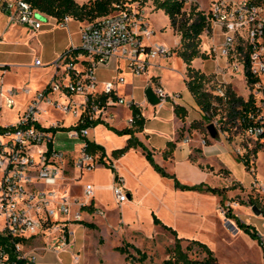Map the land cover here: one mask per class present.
Returning a JSON list of instances; mask_svg holds the SVG:
<instances>
[{
  "label": "built area",
  "instance_id": "2783aa9c",
  "mask_svg": "<svg viewBox=\"0 0 264 264\" xmlns=\"http://www.w3.org/2000/svg\"><path fill=\"white\" fill-rule=\"evenodd\" d=\"M117 7L111 14L82 23L79 46L70 47L60 57L61 73L36 90L17 120L0 131V233L8 238L0 244V264H45L37 252L39 247L33 244L41 242L43 249L54 252L66 250L75 236L72 225L82 222L85 212L105 216V210L92 203V183L84 185L81 196L61 189L68 160L66 151L55 143V133L68 126V135L83 142L94 121L108 122L113 118L114 106H140L134 97L117 95L121 78L105 81L98 92L99 66L117 58L126 61L130 70L139 75L146 71L150 58L173 54L165 43H145L144 38L151 36L153 30L138 8ZM0 10L7 15L9 24H21L31 32L41 29L44 19L53 18L25 0H0ZM206 15L205 32L212 37V51L225 59L221 73L229 69L231 75H242L245 80L244 98L251 105L242 117L245 125L241 132L253 142L237 145L234 150L244 159L249 155L248 170L255 173L251 164L257 151L249 150H264V4L252 0H210ZM70 18L66 15L59 21L54 19L64 27ZM75 49H79L78 54L66 60ZM35 64H41V59L36 58ZM225 84L218 88V93L224 94ZM23 90L27 92L29 88L25 86ZM153 90L160 98L159 104L169 97L162 87ZM18 94V88L5 87L0 81V111L3 107L14 108ZM103 94L107 95L105 100L100 97ZM42 104L47 106L45 111L58 110L73 116V121L66 125L63 118L56 117L50 124H43L39 118ZM86 122L89 125L78 127ZM133 122V116L129 117L128 124ZM214 124L220 132L217 122ZM202 143L207 144L205 138ZM83 144L74 158V168L80 172L100 164L97 155L85 151ZM113 193L118 204L128 200L119 175L114 178ZM232 207L230 202L220 205L218 212L236 231L238 227L228 215ZM261 240L263 243L262 236Z\"/></svg>",
  "mask_w": 264,
  "mask_h": 264
},
{
  "label": "crops",
  "instance_id": "0c3cea01",
  "mask_svg": "<svg viewBox=\"0 0 264 264\" xmlns=\"http://www.w3.org/2000/svg\"><path fill=\"white\" fill-rule=\"evenodd\" d=\"M141 11L153 33L161 28L157 26L156 20L159 15L165 13L164 10L146 7L141 8ZM81 25L82 23L73 17L68 20L64 27L58 26L54 18H47L44 19L41 29L31 32L26 26L21 24H9L7 15L0 10V81L3 82L5 87L13 86L18 88L19 94L17 97L20 95L25 96L24 105H26L36 90L44 87L53 77L61 73L62 60L60 57L70 47L79 46ZM164 28L168 29L172 34L173 40L171 42L159 35L156 39L153 36L145 37V43L161 42L171 48H176L179 44L180 36L170 26L169 17ZM174 54L177 55L176 53ZM174 54L167 58H150L147 61L145 76H142V74L136 75L130 70L122 69L121 59L117 58H113L109 64L101 65L97 68L98 92L102 91L105 81L118 77L122 79V82L117 85V95L127 98L134 97L140 102L138 108L143 119L141 129H136V125L128 124V118L133 116V108L125 105L113 107L114 116L110 119V125L118 129L133 126L136 129L134 135L152 151L154 160L163 166L167 172L174 174L181 183L192 185L205 182L209 184L207 181L208 177L212 175L221 177L220 174L222 172L231 182H249L251 178L248 179L239 175L236 162L230 156L231 147L226 140L219 139L220 141H225L230 152L222 149V146H216L213 142L214 138L210 135H208V138L212 141L207 144L202 143L204 133L192 123L200 121L204 113L185 83L186 63L178 55L175 58ZM29 57L30 61L27 62L26 59ZM36 58L41 59V64H35ZM198 59L202 60L201 57L195 58L192 62L194 67L201 69L207 74L214 73L218 79L221 78L226 82H230L231 73H221L225 66L224 58L218 57L215 59L216 67H212L211 71H206L203 64V66L196 65ZM163 61L166 63L163 64ZM27 63L31 66L36 65L47 72L48 75L41 86H37V84L31 86L29 82H25L26 78L18 75V72ZM104 71H110V78L99 75V73ZM15 76H18V78L12 79ZM180 78L179 91L175 92L177 87L174 84L179 83ZM150 85L164 88L169 94L167 100L161 104L151 105L147 101L145 94L141 96L138 91L141 87L146 90ZM25 86L29 88V91L23 90ZM175 104L181 106L179 112L180 114L184 112V119L176 112ZM124 106L129 109L127 117L124 121H116L115 112L122 110ZM1 113L2 111H0V116ZM16 120L17 117L14 118L12 123ZM0 124L8 125L9 123L0 122ZM91 130L97 133L98 139L95 137L91 138L89 135L88 138L105 147L107 153L105 158L112 160L117 174L123 178L124 190L128 194V200L121 204L116 202L113 193L115 172L103 164L96 166L94 170L98 173L99 171H107L110 174V179L103 181L97 175L94 177L93 182L86 181L84 185L88 182L93 184L94 195L92 203L95 207L105 210V216L85 212L83 222L72 225L75 231L72 246L64 251L75 255V257L77 256L78 258L77 260L75 258V262L79 263L81 261V264H111L104 257L107 250L113 249L114 253L120 255L122 264H128L125 254L117 250L116 247L123 245L124 237L129 241V237L134 232L145 237H152L159 229H164L162 225L154 222V211H156L155 215L163 224L176 230L178 237L184 240H198L216 252L221 246H228L233 235L245 234L249 240H254L242 229L238 228L234 232L226 224L225 218L218 212L221 202L220 196L206 191L177 188L174 179L163 176L158 172L146 158L140 147H131L121 156L113 157L112 151L124 146L130 137L129 134H118L102 123L92 127ZM104 142H107L108 145H105ZM82 143L78 145V148L75 146L76 144H57L59 148L66 151L68 164L70 157L77 155ZM170 148H172V151L168 153ZM243 166L248 172L244 163ZM72 172L73 175L68 177L69 180L65 186L60 184L61 189L74 196H81L84 185L80 186L79 182L83 178V172L78 171L76 173L74 167ZM227 185L224 184L223 187ZM148 199L151 204H149L147 209L149 214H151L153 225L155 224L156 227L154 231L146 234L138 225L134 224L137 221L139 222V211L141 207H145ZM153 206L155 210H153ZM115 210H117V215L116 221L113 223L110 217H114ZM239 218L241 219V217ZM129 226H132L130 236L127 237L126 233H124L123 237L110 244V237L114 238L113 236L118 235L117 229L121 228L124 230ZM104 227L109 228L110 234L104 233ZM38 244L37 252L40 259L45 264H52L43 260V252L47 251V249L42 248L43 244L41 242ZM134 245L137 246L136 244Z\"/></svg>",
  "mask_w": 264,
  "mask_h": 264
},
{
  "label": "rangeland",
  "instance_id": "374dc122",
  "mask_svg": "<svg viewBox=\"0 0 264 264\" xmlns=\"http://www.w3.org/2000/svg\"><path fill=\"white\" fill-rule=\"evenodd\" d=\"M77 1L85 2L87 0H77ZM209 3L210 0H188L185 5V9L189 10L191 4H197L198 9L207 10L209 8ZM153 6L154 5L152 1H147L141 4L140 0H127L120 7L138 8L141 11V8H146V7L154 8ZM156 21H157V26H160L161 28L155 31L151 36H153V38L156 39L157 36L160 35L163 36L164 39H166L168 42H171L173 40V36L170 33V31H168V29L164 28V26L167 24L168 16L165 13H162L161 15L158 16V19ZM200 47L201 50L205 51L206 54L208 53V55L207 57L202 58V60L198 59L196 61V65H200V66L204 65L206 71H211L212 67H216L215 59H217L218 57L212 51V37L210 36V34L206 33L205 31L201 34ZM172 49H173V54L176 53L174 51V48ZM174 57L177 58L178 56L174 54ZM26 61L29 62L30 57L27 58ZM164 63L166 62L163 61V64ZM121 65H122L121 66L122 69L130 70L126 61L121 60ZM225 71L226 73H230L229 69H226ZM145 74L146 72H143L142 76H145ZM18 75H20L23 78H26L25 82H29V85L31 86L33 84H37V86L38 85L41 86L42 82L46 79L48 74L44 69L39 68L36 65L31 66L30 64L27 63V65L18 72ZM99 75L106 78H110V71L101 72L99 73ZM210 75H212L213 78L206 84L207 89H211L213 87L221 88L226 83L223 79L221 78L218 79L217 77H215L214 73H211ZM17 78L18 76L12 77V79H17ZM180 83H181V78L179 79V83L177 82V84H174L175 87H177L175 92L179 91L178 85H180ZM226 84H230L232 88L237 92V94L243 97L247 96V88L245 86V80L242 75L239 76L231 75L230 82H227ZM138 91L141 96L145 94V88L143 87L138 89ZM24 100H25V96L23 97V95H20L19 97H17V104L14 108L7 109L3 107L1 110L2 113L0 116V122L1 123L8 122L9 124H11L14 118L18 117V114L21 111V109L25 106ZM45 108H47L46 104H42L41 106L42 113L40 114L39 118L43 124H50L55 120L56 117L63 118L66 125L71 124V122L73 121V116L71 115L62 114L58 110H52V108H48V110L45 111L44 110ZM128 112L129 109L126 108L125 106L123 107L122 110L115 112L116 121L119 120L124 121L128 115ZM218 118H219V114L212 116L209 119L208 123L207 121H201V122H196L194 125L195 127L199 128L201 132L204 133L202 138H205L207 143H210L212 141L208 138L209 132L207 129V125L209 123H216V122L219 125ZM108 123L110 124V121H108ZM67 127L68 126H65L64 129L55 133L54 140L56 145L76 144L75 146H77L78 148V145L81 144L82 139L74 140L73 138H71L68 135ZM219 133H220V138L226 140L231 147L232 152L230 153V156L236 162L235 164L239 175L251 179L249 182H244V183H241L239 181L231 182V180L227 179V176H225L224 172H222V174H220L221 177H218L217 175H212L207 178V181L210 185L213 186L218 185L219 187H223L224 184H228L226 187L224 186L225 188H227L225 190L226 197L223 201L220 202V205H224L229 202L233 203L234 204V207H232L233 213L236 214L238 217H241L243 221L250 223L257 228V230L260 232V235L263 238V245H264V150L258 148L256 152V159L254 163L251 164L253 167H255V173H252L246 167L248 170L247 172L245 167L243 166V162L238 158L239 155L236 153L234 148L237 145H242V144L247 145L248 142H253V140L247 138L245 134L241 131H237L232 136L231 140L227 138V136L223 131H220ZM89 137L91 138L95 137L98 139L97 133H94V131L92 130L90 131ZM213 142L216 146L219 147L222 146L221 147L222 149H226L229 151L228 145L225 143V141L223 142L220 141L219 139L214 138ZM104 144L108 145L107 142H104ZM74 158L75 157H70L69 159V164L67 165V168L65 170L64 177L61 179L62 186L63 185L65 186V184L69 180L68 177L73 175L72 169L74 167ZM75 172L77 173L78 169H75ZM97 175H99V178L103 181L110 179V174L107 171H99L98 173L93 168L92 170H85L83 172V178L81 182H79V185L83 186L86 181L93 182L94 177H96ZM149 204H151V201H149L148 199L145 207L144 206L143 208L141 207V210L139 211V222L137 221L136 224H134V225H138L142 229V231H144L146 234L154 231L156 227L155 224L153 225L151 214H149V211L147 209V207H149ZM254 205H256L260 209L261 212L259 214H257L252 209ZM153 210H155L154 206H153ZM116 212L117 210H115L114 212L113 215L114 217L112 216L110 217V220L113 223H115L116 221V215H117ZM154 212L156 214V211ZM124 230L121 228L117 229L118 235L113 236L114 238L110 237V244L113 243V241L118 240L120 237H123L124 233H126L125 235L127 237L130 236L132 232V226H129ZM103 231L104 233L110 234L108 227H104ZM124 238L125 239L122 242L123 244L126 245L127 242L128 243L133 242L131 244L133 245L136 244L138 248L141 250L140 253H138L134 250L132 246L126 245L128 247V250L131 252L133 256L128 260V264H166L165 260L170 258L172 254L170 252V249L173 248L175 245V236H173V234L166 229H159L158 232H156L152 237H145L137 232H134L132 236L129 237L128 239L129 241L126 240V237ZM33 245H39V244H33ZM181 245L184 249L186 248L187 245L191 246V249H189L188 251V254L191 258L202 259L206 256L205 251L198 244L191 243L189 240H182ZM65 252L66 251L62 250L60 252L51 253L50 251L47 250L43 252L44 254L43 260L49 261L52 264H81V261L79 263L75 262V255ZM214 253L217 258V261L222 264H264V255H263L262 246L258 243L257 240H253V241L249 240L245 234L233 235L231 242L229 243L228 246L223 245L220 248H218L217 252L214 251ZM143 254H146V258L141 261L140 257ZM104 258L111 264H122V259L120 255L118 253H114L113 249L107 250Z\"/></svg>",
  "mask_w": 264,
  "mask_h": 264
},
{
  "label": "trees",
  "instance_id": "16d2710c",
  "mask_svg": "<svg viewBox=\"0 0 264 264\" xmlns=\"http://www.w3.org/2000/svg\"><path fill=\"white\" fill-rule=\"evenodd\" d=\"M31 4L35 9L40 10L48 16H51L58 21L63 19L64 16L69 15L74 19L79 20L81 23L92 21L98 17H102L108 14L113 13L118 9L117 5L124 4L127 0H87L85 2H79L77 0H25ZM141 4L152 1L155 9L164 10L165 14L168 15L170 20V26L175 31L176 34L180 36L179 44L174 51L178 56H180L183 61L186 63V78L185 83L194 96L198 106L203 111L204 115L200 121H194L192 125H195L196 122L207 121L209 119L219 114L218 122L221 131L226 133L227 138L231 140L232 136L237 132L241 131L244 128V123L241 122L242 117L245 115L246 110L251 105L250 100H245V98L232 88L230 84H226L224 89V94L217 92L218 88L213 87L207 89L206 84L213 78L212 75L205 73L199 68H196L192 65V62L195 58L207 57L205 51L201 50V34L205 31L208 26V19L206 15V10L198 9L197 4H191L190 9H185V5L188 0H140ZM257 3H264V0H252ZM79 49H75L71 52V55L66 58L69 60L72 56L78 54ZM101 99L105 100L107 95L103 94L100 96ZM116 98L115 95H113ZM181 106L175 104V110L184 119V112L180 114ZM133 126L136 125V129H141L143 125V119L139 112L138 107L133 108ZM104 124L108 128L114 130L118 134H129L130 137L127 143L112 151L113 157L117 158L124 154L131 147H140L145 154L146 158L153 165V167L160 172L163 176L172 177L177 188L183 190H198L206 191L213 194H216L221 197L220 201H223L226 197L225 187L211 186L205 182H200L198 184H185L181 183L174 174H170L165 170V168L159 165L153 157L152 151L146 147V145L140 141L135 135L134 132L136 129L133 126H127L121 129H118L104 120H96L92 123V126L98 124ZM89 122L85 124H80L78 127L87 126ZM10 126H5L0 124V131H4ZM64 129V128H63ZM83 149L91 154H96L98 162L112 169L115 172V177H117V172L113 166L111 159H106V149L105 147L97 143L96 141L85 137L83 139ZM172 151V148L168 150V153ZM256 152L257 149L253 148L249 150L250 152ZM249 155L247 154V159H244L240 156L238 158L245 164L248 168L250 165ZM229 217H231L238 228L242 229L247 233L252 239L257 240L258 243L262 246L263 255H264V245L261 240V235L256 229V227L250 223H247L241 220L236 214L232 212V209L228 212ZM154 222L156 224L162 225V227L170 231L175 236V245L170 249L171 257L165 260L166 264H222L217 261L214 251L208 247L205 243L198 240H189L191 243L198 244L206 253V256L202 259L191 258L188 254L190 245H187L184 249L181 245V241L184 240L181 237L177 236V232L170 226H167L162 223V221L154 214ZM83 222V221H82ZM8 241V238L0 233V244H5ZM127 246H132L134 250L140 253V249L131 244L126 243ZM125 244L117 246L116 249L125 254L127 260L132 256L131 252L128 250V247ZM146 254H143L140 257V260H144Z\"/></svg>",
  "mask_w": 264,
  "mask_h": 264
},
{
  "label": "water",
  "instance_id": "95a60500",
  "mask_svg": "<svg viewBox=\"0 0 264 264\" xmlns=\"http://www.w3.org/2000/svg\"><path fill=\"white\" fill-rule=\"evenodd\" d=\"M145 96H146V99L147 101L152 104V105H157L160 103V98L156 95V93L154 92L153 90V86H148L145 90ZM207 129H208V132L210 134V136L212 138H216V139H220V133H219V130L218 128L216 127V125L214 123H209L207 125ZM252 209L257 213L259 214L261 211L260 209L254 205L252 207Z\"/></svg>",
  "mask_w": 264,
  "mask_h": 264
}]
</instances>
